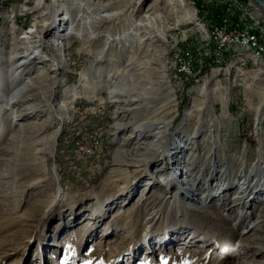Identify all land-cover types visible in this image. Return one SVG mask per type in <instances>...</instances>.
Returning a JSON list of instances; mask_svg holds the SVG:
<instances>
[{
  "label": "rangeland",
  "instance_id": "374dc122",
  "mask_svg": "<svg viewBox=\"0 0 264 264\" xmlns=\"http://www.w3.org/2000/svg\"><path fill=\"white\" fill-rule=\"evenodd\" d=\"M37 1L0 0V54L13 31L18 44L35 22L50 25L47 61L24 76L44 68L35 96L0 102V264H264V188L240 210L241 226L220 206L232 205L252 169L264 177V60L233 47L225 31L264 33V11L249 0H81L125 12L112 32L130 42L110 46L105 33L92 47L74 42L65 56L47 43L65 13L54 20L51 0ZM130 53L135 77L125 67ZM111 76L150 98L139 119L117 118L107 99ZM157 78L161 89L152 86ZM192 104L199 110L185 120ZM29 106L38 109L30 117ZM162 110L170 119L165 151L146 160L132 150L131 158L137 127ZM181 134L182 167L196 164L203 179L196 196L177 195L180 175L167 150ZM223 171L234 185L212 194ZM208 194L206 206L192 199Z\"/></svg>",
  "mask_w": 264,
  "mask_h": 264
},
{
  "label": "bare ground",
  "instance_id": "6f19581e",
  "mask_svg": "<svg viewBox=\"0 0 264 264\" xmlns=\"http://www.w3.org/2000/svg\"><path fill=\"white\" fill-rule=\"evenodd\" d=\"M42 2L46 3L45 0H40L39 3L37 1V7L38 5L40 6ZM96 5H98V3L93 5L84 4L81 0H65V3L60 5L57 0H51L48 8L50 9L49 13L53 16L54 20L57 19L59 16H61L62 13L65 14L61 19L59 18L60 24L58 30L53 34L51 39H48L47 43L52 47H54L55 51L62 52L65 56L67 55V52L70 50L71 44H73L74 42L84 41L89 43L90 46L92 47L99 39L102 38V35H104L105 33H111L109 35L110 37L108 38L110 46L114 44H118L120 41L122 44L125 45L129 43L130 41L127 40V38L125 41H122V38H120L119 36L115 37L114 32H112L114 31L113 29L120 23V17L121 15H124L125 12L105 13L107 10V6L103 5L102 7H98ZM155 5L156 4L151 5L149 9L150 10L153 9ZM74 13H77V17L75 20L72 19ZM41 22L42 21L35 22L32 28L30 29V31H28L25 34V36L22 37L21 41L18 44H17V37L14 39L17 32L13 31L11 35L14 36L10 40L8 46L9 48L6 47L0 54V102L5 103L6 107H12L14 104H17L20 101H24L26 99H30L31 97L35 96V94L33 93V90L36 89V87H34V84L37 83L36 80L41 77L42 73H45L44 71H41V69L44 68L42 66H39L37 67L38 74L35 70L34 73L36 74L32 76L30 79L24 78V76H26V74L30 72L28 70L32 68V66L36 63V61H43V62L47 61V58L44 55V51H45L44 44L46 41L44 39L43 32L45 31V29H47L48 32L50 25L46 26V23H41ZM230 29L227 30L228 33L229 31H231L230 34H236V30H233L232 28ZM240 37L242 38L252 37V39H254L255 41L261 42V44H263V46H261V54H260V50L252 49L250 44L240 41L238 40V38L231 37L233 47L242 48L243 50L247 51L254 58L256 62L260 60V58L264 60V33H258L253 29L250 30L240 29ZM129 55H130L129 63L125 67L128 68L129 71L132 73L131 76L134 74V76L132 77H135L136 71L132 61L133 57L131 53ZM100 59L101 58H97V60ZM56 70H57L56 68L48 69L50 73L55 72ZM118 76L116 78L111 76V78L107 82L105 81L106 83H108L107 99L111 103L117 106L118 119L120 117L123 118L124 117L123 115L125 113H129L135 119H139L144 112V108L151 103L150 98L142 94L139 95L129 90V88H127L129 80L126 78L118 79ZM94 83L97 84L99 82H94ZM163 84L164 81L161 80L160 78L159 79L157 78L152 82V86L157 85V87L159 86V89H161L160 86H162ZM203 94L204 92L202 88L201 95L204 97ZM151 100L153 101V99ZM24 110L30 111L27 113L29 117L30 114L35 115V113L38 112L37 108L31 106L25 107ZM198 110L199 109L194 104H192L188 114L186 115L187 117L185 116V120L192 119L194 117L195 112ZM156 115L157 116L154 117L150 122H146L137 127L139 132L135 137L133 136L134 138L130 141L132 148L128 151V154L131 158L132 155H130L129 152H131L132 150H134L135 151L134 153L137 154L138 152L142 151L143 153L140 156L144 155L146 157L145 158L146 160L153 158L155 155H158L159 153L161 154L163 153V151H165V147H167L166 137L170 127V119H168V117L166 116L165 110L158 112ZM21 117L22 114L16 116L14 122L22 119ZM1 122H3V117H0V123ZM197 122L198 125H202L201 120H197ZM20 124H19V131H22L23 129H25L26 126H29L32 123L23 124V125ZM123 127L124 126H121L120 128L122 129ZM183 140H184V136L181 134L178 137V139H176V141L173 142V146H174L173 149L167 150L170 154V158L172 159L171 160L173 167L172 170L177 171V173H179L180 175V177L178 176L179 184H177V190H178L177 195L182 194L185 197H190L191 195L196 196L199 195L197 192L199 191V189H201L200 187H203L202 184L203 179L194 176L193 171L195 168L193 167L196 164L195 165L192 164V166L189 168H187V166L182 167L184 166V164H186L182 160L184 147H181L180 142H182ZM190 144H194L193 147H196L195 142H192ZM143 149H145V152L143 151ZM205 149L209 150V146L206 145ZM124 153H125L124 151L119 152L121 156H123ZM133 156L136 155L134 154ZM132 161L134 160L132 159ZM215 166L216 164L214 165L212 163V167ZM203 171H205V167L203 168ZM224 171H223V179H220V183H216L214 187L208 186V189L214 190L212 194L218 193L223 189L225 190L226 188H228L227 186L234 185V179L230 180L227 177H225L226 173ZM253 177L257 179L256 180L257 183L256 182L254 183V180L252 179ZM263 179L264 177L262 176L261 171L258 172L252 169L250 172H248L247 176L245 177V180L239 183L241 186L237 191L238 195H235L234 197L231 198L232 199L231 201L233 202L232 205H230L229 207L226 206L224 203L220 205L221 209L224 210V212H228L229 214L232 215L234 213L233 216L237 217V219L240 221V226L242 225L243 220H245L247 216V212L246 213L240 212V210L246 209L251 204L250 202L258 198V193L262 191L261 190L262 188H264V182L262 183ZM163 186L174 187L172 184L169 183L167 179L165 180ZM177 195L174 196L176 200H177ZM253 195L255 196L252 198L251 196ZM208 197L209 194L192 199L193 201L197 202L200 206H206ZM191 208L196 209L195 207H191ZM237 209H238L237 212L238 214L234 212ZM261 214H264V207L261 210ZM119 215L120 214H115L113 218H116ZM252 230L254 231L261 230V224H256ZM252 230H250V232ZM243 240L244 239H242V241ZM232 251L235 252L236 250H234V248H232V250L229 248V252ZM231 254H228L227 256L231 257L232 256Z\"/></svg>",
  "mask_w": 264,
  "mask_h": 264
},
{
  "label": "built area",
  "instance_id": "2783aa9c",
  "mask_svg": "<svg viewBox=\"0 0 264 264\" xmlns=\"http://www.w3.org/2000/svg\"><path fill=\"white\" fill-rule=\"evenodd\" d=\"M236 27V34H229V37H233V38H238V40L243 41L247 44L251 45L252 49H258L260 50V54H261V46H263V44H261V42L259 41H255L254 39L251 38H242L240 37V29L238 28V25L234 26ZM224 29H216V33L219 35L220 38L223 37V35L226 32H223ZM225 31H227V29H225Z\"/></svg>",
  "mask_w": 264,
  "mask_h": 264
},
{
  "label": "water",
  "instance_id": "95a60500",
  "mask_svg": "<svg viewBox=\"0 0 264 264\" xmlns=\"http://www.w3.org/2000/svg\"><path fill=\"white\" fill-rule=\"evenodd\" d=\"M264 11V0H249Z\"/></svg>",
  "mask_w": 264,
  "mask_h": 264
}]
</instances>
